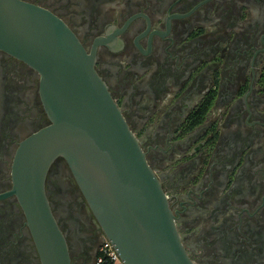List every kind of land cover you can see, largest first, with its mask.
Here are the masks:
<instances>
[{"label":"flooded vegetation","instance_id":"af4514ba","mask_svg":"<svg viewBox=\"0 0 264 264\" xmlns=\"http://www.w3.org/2000/svg\"><path fill=\"white\" fill-rule=\"evenodd\" d=\"M75 32L169 196L196 264H264V0H23ZM50 124L40 76L0 49V264H43L13 187L23 140ZM71 264L105 235L68 163L46 178Z\"/></svg>","mask_w":264,"mask_h":264},{"label":"water","instance_id":"95a60500","mask_svg":"<svg viewBox=\"0 0 264 264\" xmlns=\"http://www.w3.org/2000/svg\"><path fill=\"white\" fill-rule=\"evenodd\" d=\"M0 49L40 76L50 124L19 145L14 194L43 264H71L46 194L63 158L105 238L125 264H196L179 233L169 196L105 80L75 32L51 10L0 0Z\"/></svg>","mask_w":264,"mask_h":264},{"label":"built area","instance_id":"2783aa9c","mask_svg":"<svg viewBox=\"0 0 264 264\" xmlns=\"http://www.w3.org/2000/svg\"><path fill=\"white\" fill-rule=\"evenodd\" d=\"M95 264H125L110 240L104 238L99 246Z\"/></svg>","mask_w":264,"mask_h":264}]
</instances>
